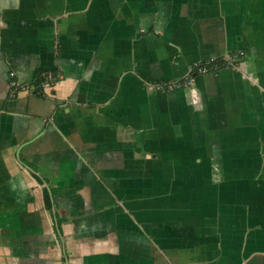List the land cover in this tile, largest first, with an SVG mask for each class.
Returning <instances> with one entry per match:
<instances>
[{
  "label": "crops",
  "instance_id": "obj_1",
  "mask_svg": "<svg viewBox=\"0 0 264 264\" xmlns=\"http://www.w3.org/2000/svg\"><path fill=\"white\" fill-rule=\"evenodd\" d=\"M0 264H264V0H0Z\"/></svg>",
  "mask_w": 264,
  "mask_h": 264
},
{
  "label": "built area",
  "instance_id": "obj_2",
  "mask_svg": "<svg viewBox=\"0 0 264 264\" xmlns=\"http://www.w3.org/2000/svg\"><path fill=\"white\" fill-rule=\"evenodd\" d=\"M242 51H239L237 54H241ZM235 54H227L224 57L220 59H214L210 58L207 61H199L196 62L193 67H191L189 74L177 78V79H171L167 81H157V82H150L148 83L149 89H170L173 88L176 85H187L190 84L193 81V77L196 73H202L208 70H214L219 68L223 65H231L233 61V57H235ZM10 75L13 76V71H10ZM55 82L54 77L50 73H44L42 75V79L38 83H28V82H18L17 80L11 78L10 79V85H11V93H15L18 90L21 89H27V88H33L37 92H43L44 89L50 87Z\"/></svg>",
  "mask_w": 264,
  "mask_h": 264
},
{
  "label": "trees",
  "instance_id": "obj_3",
  "mask_svg": "<svg viewBox=\"0 0 264 264\" xmlns=\"http://www.w3.org/2000/svg\"><path fill=\"white\" fill-rule=\"evenodd\" d=\"M42 79V75L40 73H35L34 77L32 78L31 83H38Z\"/></svg>",
  "mask_w": 264,
  "mask_h": 264
}]
</instances>
